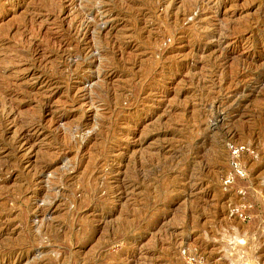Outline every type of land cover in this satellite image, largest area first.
<instances>
[{"label": "rangeland", "instance_id": "1", "mask_svg": "<svg viewBox=\"0 0 264 264\" xmlns=\"http://www.w3.org/2000/svg\"><path fill=\"white\" fill-rule=\"evenodd\" d=\"M241 257L264 264V0H0V264Z\"/></svg>", "mask_w": 264, "mask_h": 264}, {"label": "bare ground", "instance_id": "2", "mask_svg": "<svg viewBox=\"0 0 264 264\" xmlns=\"http://www.w3.org/2000/svg\"><path fill=\"white\" fill-rule=\"evenodd\" d=\"M122 1V0H121ZM187 1V0H186ZM191 4V3H190ZM93 7V6H92ZM188 12V11H187ZM185 13V12H184ZM176 27V26H175ZM91 32V31H90ZM124 33V32H123ZM92 34V33H91ZM134 36V35H133ZM97 38V37H96ZM120 39V38H119ZM93 43V42H92ZM28 44V43H27ZM100 45V44H99ZM99 47V46H98ZM27 54V53H26ZM22 55V54H21ZM28 55V54H27ZM29 57V56H28ZM24 59V58H23ZM26 59V58H25ZM45 69V68H44ZM88 69V68H87ZM59 74V73H58ZM127 82V81H126ZM15 84V83H14ZM99 95V94H98ZM117 96V95H116ZM10 101V100H9ZM205 115V114H204ZM106 117V116H105ZM29 122V121H28ZM192 122V121H191ZM28 124V123H27ZM153 153V152H152ZM144 159V158H143ZM97 161V160H96ZM41 166V165H40ZM66 169V168H65ZM138 169V168H137ZM64 172V171H63ZM190 177V176H189ZM52 194V193H51ZM53 195V194H52ZM41 211V210H40ZM144 216V215H143ZM128 221V220H127ZM10 238V237H9ZM15 239V238H14ZM239 242V241H238ZM7 244V243H6ZM245 244V243H244ZM245 246V245H244ZM237 247V246H236ZM246 247V246H245ZM237 250V249H236ZM235 250V251H236ZM238 250H240V249H238ZM237 250V251H238ZM245 249H243V251H244ZM236 253V252H235ZM233 256V255H232ZM235 257L237 256L236 254L234 255ZM233 256V258H235ZM239 257V256H238ZM240 259L243 261V262H241L240 261ZM238 258V260H236V259H234L233 261H237L238 263L240 262V264H244L246 261H247V259L245 258V257H241V258Z\"/></svg>", "mask_w": 264, "mask_h": 264}, {"label": "built area", "instance_id": "3", "mask_svg": "<svg viewBox=\"0 0 264 264\" xmlns=\"http://www.w3.org/2000/svg\"><path fill=\"white\" fill-rule=\"evenodd\" d=\"M241 167H239V170H240ZM243 173V172H242Z\"/></svg>", "mask_w": 264, "mask_h": 264}]
</instances>
